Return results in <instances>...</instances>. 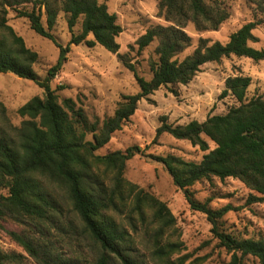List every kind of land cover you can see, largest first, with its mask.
Listing matches in <instances>:
<instances>
[{"label":"trees","instance_id":"obj_1","mask_svg":"<svg viewBox=\"0 0 264 264\" xmlns=\"http://www.w3.org/2000/svg\"><path fill=\"white\" fill-rule=\"evenodd\" d=\"M157 9L158 16L169 25L148 29L136 42L139 51L155 40L158 42L154 51L156 57L149 61L151 78L146 80L118 53L116 39L122 28L104 3L98 0H0V73L31 81L43 90L42 97H33L17 109L16 114L23 119L19 126L10 122L0 101V179H8L7 195H0V221L26 218L42 224L48 222L57 228L58 217L54 215L61 212L57 197L64 191L83 231L102 251L96 264H110L111 258L116 259L117 264H139L130 254L131 236L120 220L124 214L131 226L137 218L141 225H153L152 237L157 246L154 254L158 259L169 261L177 246L162 245L159 239L174 225L173 215L164 202L123 176L126 163L140 155L160 163L174 186L183 192L190 208L206 215L213 237L231 253L228 264H239V259L245 256L264 264V239H238L225 233L219 221L230 210L229 206L213 210L208 201L197 202L190 192L201 180L232 178L257 195L250 196L248 202H264V99L248 98L250 77L226 78L221 97L231 96L238 105L225 114L182 126H173L165 117L161 118L155 139L167 134L190 142L207 152L199 162L185 161L171 154H145L138 146L102 156L96 154L135 113L139 101L161 87L186 85L203 65L231 56L264 61V50L249 45L256 41L252 34L256 27L253 22L232 33L225 44H209L207 39L199 38L192 53L179 59L192 45L184 31L188 23L199 32L215 31L229 13L217 0H158ZM9 12L17 19L26 20L37 36L53 42L59 49L57 62L43 78L33 69L38 55L28 49L8 25ZM60 14L65 17L70 34L65 47L52 33ZM79 22L80 30L75 33ZM80 44L90 48L99 45L117 55L133 74L139 89L136 94L123 95L113 115L101 122H90L72 99L59 100L57 91L64 87H50L66 61L70 46ZM207 140L214 144L212 150ZM114 215L119 216V221ZM48 230L49 227H44L41 232ZM7 234L30 256L39 258L32 240L16 232ZM14 262L15 256L0 249V264Z\"/></svg>","mask_w":264,"mask_h":264},{"label":"rangeland","instance_id":"obj_2","mask_svg":"<svg viewBox=\"0 0 264 264\" xmlns=\"http://www.w3.org/2000/svg\"><path fill=\"white\" fill-rule=\"evenodd\" d=\"M104 3L111 14H115L122 32L116 41L118 53L134 65L139 76L151 78L149 61L155 59L157 40L142 51L138 50L137 40L156 25H169L158 16V0H98ZM226 8L229 17L215 31L199 32L192 23L184 31L191 38V47L179 59L192 53L199 38L207 39L209 44H225L229 36L244 24H256L252 31L256 41L249 45L264 50V0H217ZM8 25L20 36L25 46L38 55L33 69L43 78L46 71L58 60L59 49L53 42L37 36L24 19H17L12 12L7 15ZM80 30V22L74 32ZM59 44L65 47L70 39L65 17L60 14L52 31ZM90 37H88L89 39ZM251 78L248 98L260 96L264 99V61L231 56L217 63H207L186 85L161 87L139 101L135 113L114 132L109 142L96 152L106 155L124 151L133 146L145 150V154L166 156L168 154L185 161L199 162L203 155L197 146L188 141L176 140L167 134L155 139L156 129L162 117L173 126H182L191 121L204 122L207 117L225 114L237 102L231 97H221L224 81L230 76ZM64 87L57 91L59 100L70 98L77 109L90 121L101 122L111 117L123 95L136 94L139 89L133 74L126 69L117 55L106 51L99 45L87 47L84 44L71 45L60 72L51 82V89ZM43 90L35 83L17 78L9 73H0V101L7 110L10 122L19 126L23 121L16 111L33 97H42ZM90 139V136L87 137ZM209 150L215 146L207 140ZM124 178L164 202L174 217V225L164 232L160 244H175L176 251L169 261L158 259L154 254L157 247L153 241V225L140 224L137 218L134 226L120 217L123 226L131 236L129 245L131 256L139 264H228L231 253L219 245L211 233V224L206 215L192 210L183 192L176 188L164 167L145 156L137 155L126 163ZM0 195L6 196L8 179H0ZM190 192L200 203L208 201L213 210L229 206L219 221L220 229L238 239H264V202H248L250 196H257L243 183L227 178L201 180L195 183ZM57 200L61 212L55 214L57 228L48 222L40 223L26 218L14 221L9 218L0 221V249L15 256L13 264H96L102 251L83 231L78 217L72 211L64 191L58 193ZM119 221V216L114 215ZM148 221V220H147ZM48 231L41 232L42 228ZM9 231L26 236L33 241L39 251L35 259L20 245L15 243ZM239 258L240 255L238 254ZM239 264H258L251 256L241 257ZM110 264H117L111 258Z\"/></svg>","mask_w":264,"mask_h":264}]
</instances>
